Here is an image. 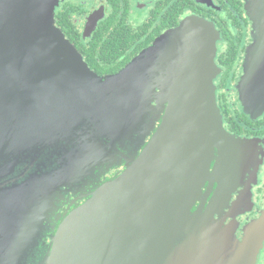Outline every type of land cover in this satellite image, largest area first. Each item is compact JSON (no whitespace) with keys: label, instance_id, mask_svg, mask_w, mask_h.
<instances>
[{"label":"water","instance_id":"95a60500","mask_svg":"<svg viewBox=\"0 0 264 264\" xmlns=\"http://www.w3.org/2000/svg\"><path fill=\"white\" fill-rule=\"evenodd\" d=\"M29 1L38 3V35L18 38L16 53L10 49L13 57L1 61L0 202L8 209L0 208V230L21 222L16 213L24 210L38 222L58 215V199L72 192V204L85 201L69 212L68 203L45 264H253L264 242V210L238 238L223 216V183L208 204L195 203L212 151L230 157L217 164L224 171L238 167L233 159L244 150L221 124L209 50L214 26L183 22L182 74L156 93L160 75L147 71V53L99 75L55 25L60 0L46 18V0ZM11 18L23 32L26 17ZM250 79L256 88L260 77ZM148 125L154 132L146 143Z\"/></svg>","mask_w":264,"mask_h":264},{"label":"flooded vegetation","instance_id":"af4514ba","mask_svg":"<svg viewBox=\"0 0 264 264\" xmlns=\"http://www.w3.org/2000/svg\"><path fill=\"white\" fill-rule=\"evenodd\" d=\"M13 2L4 0V5L11 7ZM257 4V0H60L54 12L55 25L99 75L116 74L141 53H147L152 60L147 71L160 75L153 88L156 93L170 90L182 74L178 62L184 53L179 33L183 22L200 18L214 26L209 50L215 63L212 82L221 124L230 139L241 143L244 150L251 149L254 156L233 159L238 167H225L224 172L217 164L230 157L223 153L221 158L213 150L200 174L206 202L198 198L195 203L208 204L215 188L223 183L227 188V201L222 202L226 205L223 216L227 214V224L234 221L238 238L243 236L242 228L259 218L264 210V22L254 14ZM13 21L10 18V25ZM0 36H6L4 31ZM22 36L33 37L21 30L12 37ZM254 56H259V60L252 65ZM156 62H163L164 66ZM254 75L260 79L252 89L250 78ZM152 135L146 138V143ZM123 169L124 166L117 167L106 177H113ZM66 196L58 199L56 204L60 208L56 216L42 214L40 222L33 216L25 221L21 217L22 222H14L12 228L3 225L0 264H45L68 203L69 212L85 201L78 199L72 204L73 193ZM237 203L250 205V210L235 214L231 207ZM253 264H264V242Z\"/></svg>","mask_w":264,"mask_h":264},{"label":"rangeland","instance_id":"374dc122","mask_svg":"<svg viewBox=\"0 0 264 264\" xmlns=\"http://www.w3.org/2000/svg\"><path fill=\"white\" fill-rule=\"evenodd\" d=\"M7 1H10V0H7ZM257 1H258V4H257V7L256 6L254 7V9H256L254 11V14H257V17L264 22V0H257ZM29 3H30V1H29ZM12 4L13 5L11 7H9L7 5H4V0H0V8H6V10L0 9V16L3 17V19L0 20V33L2 31H4V35L6 34V36H4V37L0 36V69H2L6 63V62L1 63V61L7 60V59L13 57V55L16 53V46L22 41V39L17 40L18 38L16 39V38L12 37L15 34L17 36L18 33L20 32L19 30L15 29L12 26V24L10 25L11 21L9 22V20H10L12 15H22V16L26 17L25 23L22 25V30L25 28L23 31L24 34L30 33V34H32V36L37 37L38 32H39L38 27H37V22H38L39 16H41V15H38V3H36V5L32 4L33 6L31 7L30 5H28L27 0H15V2H13ZM51 4H52V0H50V1L46 0V7L42 10L43 18L47 17ZM11 34H12V36H11ZM263 45H264V42H263ZM22 48H19L17 50V53L20 55H22V52H23ZM10 49H13V55L9 54ZM257 51H259V49H257ZM258 54L260 55L261 52H259ZM179 58L181 59L180 56H179ZM258 58H259V56H256V57L254 56V58L252 59V65L257 64V61L259 60ZM163 66H164V63H163ZM168 74L172 75L171 73H169V71H168ZM147 127H148V131H149V136H150L154 132V130L150 127V125H148ZM219 142L221 144H224V145L227 144L226 141L221 140L220 138H219ZM241 155L243 156V158H251V159L254 156V154H252V152L247 150V149L243 150L241 152ZM201 171L203 173L204 168H202ZM200 188L201 187L198 188V190L195 194L196 201H198V196H199L200 200L202 199V193H200ZM32 205H33V202H32V204H30L27 201L25 208H30ZM2 206H3L4 210L8 209L7 203L5 201H4V203L0 202V208ZM24 211L25 212L27 211L26 215L25 214L19 215L21 212L16 213L18 218L25 216L22 221H25L28 217L27 213L29 214L28 210H24Z\"/></svg>","mask_w":264,"mask_h":264}]
</instances>
